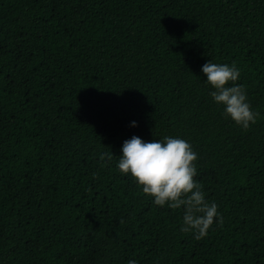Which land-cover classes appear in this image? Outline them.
<instances>
[{"label":"trees","instance_id":"16d2710c","mask_svg":"<svg viewBox=\"0 0 264 264\" xmlns=\"http://www.w3.org/2000/svg\"><path fill=\"white\" fill-rule=\"evenodd\" d=\"M209 60L240 69L249 129ZM134 135L192 145L223 226L196 240L119 171ZM130 259L264 264V0H0V264Z\"/></svg>","mask_w":264,"mask_h":264},{"label":"clouds","instance_id":"9594fccd","mask_svg":"<svg viewBox=\"0 0 264 264\" xmlns=\"http://www.w3.org/2000/svg\"><path fill=\"white\" fill-rule=\"evenodd\" d=\"M202 72L214 89L209 95L215 103L224 106L225 118L230 117L244 130L257 122L261 114L248 102L244 85L236 83L240 69L235 62L229 65L209 60L202 66ZM132 126H136L135 121ZM121 151L117 168L122 174H130L143 193L154 198L155 205H167L174 210L183 206L182 232H192L200 240L208 235L214 222L223 226L218 205L205 198L203 185L194 179L198 155L189 142L172 136L145 142L134 135L124 141ZM112 157L113 153L100 154L101 167L110 163ZM96 178L98 174L93 173V179ZM127 264H137V261L130 259Z\"/></svg>","mask_w":264,"mask_h":264}]
</instances>
